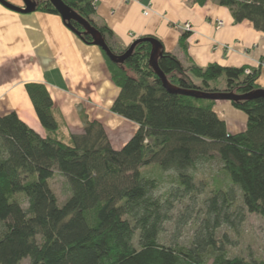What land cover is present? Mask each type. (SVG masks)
<instances>
[{
    "label": "trees",
    "instance_id": "16d2710c",
    "mask_svg": "<svg viewBox=\"0 0 264 264\" xmlns=\"http://www.w3.org/2000/svg\"><path fill=\"white\" fill-rule=\"evenodd\" d=\"M32 1L35 12L59 16L48 0ZM61 1L95 28L114 54L125 52H115L107 41L111 30L94 23L95 1ZM214 1L236 23L248 21L264 34V0ZM69 24L92 45L79 24ZM189 35L181 33V49ZM161 51L158 67L174 88L240 96L260 89L258 70L245 74L244 67L219 64L184 68ZM150 52V43L140 42L123 64L105 56L119 89L110 111L137 125L120 149L111 146L96 120H84L80 134L65 135L41 83L24 88L44 135L15 112L0 116V264L25 258L29 264H264L229 257L216 240L217 228L231 222L225 211L236 202L234 190L248 213L264 219V98L230 101L247 122L245 130L228 133L213 110L215 101L167 92L149 64ZM214 161L229 188L218 187L207 199L208 217L189 246L161 244L175 204L198 190L196 176ZM166 173L174 189L162 197L155 192ZM56 175L68 191L62 206L50 187Z\"/></svg>",
    "mask_w": 264,
    "mask_h": 264
},
{
    "label": "crops",
    "instance_id": "0c3cea01",
    "mask_svg": "<svg viewBox=\"0 0 264 264\" xmlns=\"http://www.w3.org/2000/svg\"><path fill=\"white\" fill-rule=\"evenodd\" d=\"M5 1L24 7L22 0ZM93 1L94 23L111 30L107 41L117 53L126 51L138 39L154 38L184 68L219 64L257 71L264 59V34L248 21L236 23L231 12L214 0ZM217 21L223 23L219 29L215 28ZM184 23L193 31L186 48L181 49V32L176 27ZM16 58L20 65L11 66V72L18 75V80L5 76L0 83V116L15 112L36 133L44 135L24 88L26 83L35 82L44 84L49 91L65 135L80 134L84 120H96L102 124L111 146L120 149L137 130L135 123L110 111L119 89L111 80L103 51L84 44L59 16L19 14L0 5V73L5 72L9 60ZM257 84L264 89V70L259 72ZM216 109L235 115L238 121H228ZM213 110L224 120L228 133H238L234 131L246 125L230 103L217 101Z\"/></svg>",
    "mask_w": 264,
    "mask_h": 264
},
{
    "label": "rangeland",
    "instance_id": "374dc122",
    "mask_svg": "<svg viewBox=\"0 0 264 264\" xmlns=\"http://www.w3.org/2000/svg\"><path fill=\"white\" fill-rule=\"evenodd\" d=\"M186 24L177 25V29L182 32L192 33V27L186 28ZM217 25H215L216 27ZM221 28V27H220ZM227 48V47H226ZM264 63V59L260 61ZM20 65V61L16 58L13 62L9 60L5 64V72L0 73L1 80L6 76L9 80H18V75L12 73V69ZM13 66V68H11ZM258 71L264 70V67L258 65ZM223 87V83L220 88ZM219 103H230V101H218ZM217 103V101H215ZM237 111V112H236ZM219 116H225L229 121H238V118L229 115H225L216 109ZM238 115H241L242 121L245 120L246 116L243 112L235 110ZM244 119V120H243ZM244 125L242 130H245ZM234 131V132H240ZM171 174H164L163 180L160 182L156 195L164 197L174 186L170 183ZM196 184L198 190L191 194L185 195L184 198L180 199L176 204L171 218L163 226V231L159 236V242L164 245L181 244L189 246L194 236L205 223L207 219V199L214 195L215 189L218 187L226 191L229 186L228 182L220 171V165L217 161L210 163L200 170L196 176ZM202 181L201 183H198ZM203 183V185H202ZM50 187L53 193L57 197V205L62 206L68 195L65 180L56 175L50 181ZM235 203L226 210V214L230 216V223H223L216 230V240L219 245L223 246V250L229 257L240 256L247 259H256L264 262V219L256 214L248 213L241 205V200L238 191L234 190ZM70 195V191H69ZM23 202V200H22ZM20 264H29V259H23Z\"/></svg>",
    "mask_w": 264,
    "mask_h": 264
},
{
    "label": "water",
    "instance_id": "95a60500",
    "mask_svg": "<svg viewBox=\"0 0 264 264\" xmlns=\"http://www.w3.org/2000/svg\"><path fill=\"white\" fill-rule=\"evenodd\" d=\"M23 1V8L16 7L10 3H8L5 0H0V5L4 7L7 10H10L15 13L19 14H31L36 11V3L31 0H22ZM49 3L54 7L56 12L58 13L59 17L61 18V21L63 25L72 33L75 35H78V33H75L72 29L71 25L69 24L70 21H74L77 24H79L83 30L84 33L89 35L92 38V45L100 48L107 59L114 63V64H123L124 61L132 54L135 46L140 42H148L151 45V52L149 55V64L153 71L156 73L158 78L160 79L163 87L167 90V92L171 94H180L184 96H189L197 99H205V100H211V101H244V100H253L257 98H264V89H258L250 94L247 95H235L231 93H204L197 90L187 91L182 89H177L172 87L165 75L160 71L157 60L162 54V46L160 42L154 38H142L134 41L128 49L122 53V54H114L108 47V45L105 42V39L101 36V34L93 28L87 21L82 19L75 11L71 10L68 6H66L61 0H48Z\"/></svg>",
    "mask_w": 264,
    "mask_h": 264
},
{
    "label": "built area",
    "instance_id": "2783aa9c",
    "mask_svg": "<svg viewBox=\"0 0 264 264\" xmlns=\"http://www.w3.org/2000/svg\"><path fill=\"white\" fill-rule=\"evenodd\" d=\"M145 14H147V13L145 12ZM216 25L217 26L215 28L219 29L220 27H222L223 23L221 21H217ZM185 26H186V28H189V24H186ZM259 64H260V66L264 67V63H259ZM250 72H251L250 69L245 70V74H249Z\"/></svg>",
    "mask_w": 264,
    "mask_h": 264
},
{
    "label": "bare ground",
    "instance_id": "6f19581e",
    "mask_svg": "<svg viewBox=\"0 0 264 264\" xmlns=\"http://www.w3.org/2000/svg\"><path fill=\"white\" fill-rule=\"evenodd\" d=\"M246 70V69H245Z\"/></svg>",
    "mask_w": 264,
    "mask_h": 264
},
{
    "label": "flooded vegetation",
    "instance_id": "af4514ba",
    "mask_svg": "<svg viewBox=\"0 0 264 264\" xmlns=\"http://www.w3.org/2000/svg\"><path fill=\"white\" fill-rule=\"evenodd\" d=\"M32 1V0H31Z\"/></svg>",
    "mask_w": 264,
    "mask_h": 264
}]
</instances>
